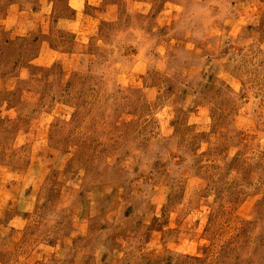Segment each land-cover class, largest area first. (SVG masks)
I'll use <instances>...</instances> for the list:
<instances>
[{
  "label": "rangeland",
  "instance_id": "rangeland-1",
  "mask_svg": "<svg viewBox=\"0 0 264 264\" xmlns=\"http://www.w3.org/2000/svg\"><path fill=\"white\" fill-rule=\"evenodd\" d=\"M0 264H264V0H0Z\"/></svg>",
  "mask_w": 264,
  "mask_h": 264
}]
</instances>
